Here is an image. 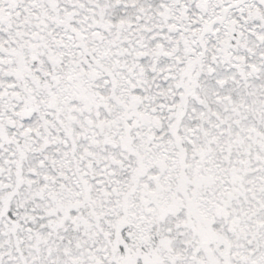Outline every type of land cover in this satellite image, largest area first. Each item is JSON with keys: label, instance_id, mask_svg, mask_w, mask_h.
I'll list each match as a JSON object with an SVG mask.
<instances>
[{"label": "snow or ice", "instance_id": "obj_1", "mask_svg": "<svg viewBox=\"0 0 264 264\" xmlns=\"http://www.w3.org/2000/svg\"><path fill=\"white\" fill-rule=\"evenodd\" d=\"M0 264H264V0H0Z\"/></svg>", "mask_w": 264, "mask_h": 264}]
</instances>
